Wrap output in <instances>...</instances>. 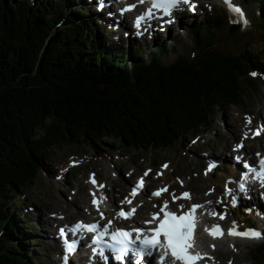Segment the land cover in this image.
<instances>
[{"label":"trees","instance_id":"trees-1","mask_svg":"<svg viewBox=\"0 0 264 264\" xmlns=\"http://www.w3.org/2000/svg\"><path fill=\"white\" fill-rule=\"evenodd\" d=\"M77 3L0 0V264L36 261L20 233L23 203L16 199L49 171L52 149L100 147L105 138L121 152L181 146L206 131L217 111L243 104L246 89L255 90L250 73L264 78L256 54L214 51L216 23L190 30L192 56L168 65L152 53L139 57L141 48L133 57L108 52L91 38L97 20L88 21ZM251 258L264 264V244Z\"/></svg>","mask_w":264,"mask_h":264},{"label":"rangeland","instance_id":"rangeland-1","mask_svg":"<svg viewBox=\"0 0 264 264\" xmlns=\"http://www.w3.org/2000/svg\"><path fill=\"white\" fill-rule=\"evenodd\" d=\"M49 1L55 3L60 0ZM195 1L198 2V8L194 16H187L186 19L185 16L182 17L178 20L177 25L174 24L170 29L159 32L158 37L154 34L142 41L119 38L117 33L115 35L111 33L113 25H103L101 20H98L96 25L92 22L89 24L91 38L94 41L98 40L108 52L123 50L124 53H129L130 57H133L134 49L141 48L139 57L146 59L149 53H152L160 58L163 65H168L178 57L192 56L194 39L190 35V30L198 24L214 27V23H216L212 30L215 52L237 53L247 50L264 61V32L260 31L261 21L264 19L262 18L264 17V2L255 6L252 5L254 0H235L242 6L244 18L248 21L247 25H240V23L236 25L230 23L222 4L216 0ZM82 8L85 9L88 21H91L92 18L96 20L93 8L88 5H82ZM234 26H238L236 32L229 33L230 27ZM162 47L165 52L160 53ZM250 76L255 90L246 89L243 104L239 107L232 106L223 111H217L206 131L202 130L196 135H189L181 146L157 152L151 150L140 152L123 150L121 152L117 147L118 143L110 138H105L102 139L100 147L73 142L63 143L58 148L52 149L50 155L52 157L47 160L49 171H41L35 181L23 192L21 191L16 199L23 203L17 209L21 216L20 223H24L21 225L20 233L24 234L25 241H29L26 250H32L30 253L33 257L35 256L36 260L34 264H50L52 255L50 244H54L49 241L48 234L51 233L48 232H52L51 235L55 236L56 229L61 227V223H71L69 217L76 214L79 210L78 207H81V214H87L86 205H90L91 200V189L89 188L93 181L95 185H100L102 189H105L104 198L108 199V203L109 199L120 203L124 202V199L120 201V198L125 196L127 190L129 191L128 188L136 177L142 176V173L149 169H153V176H156L161 165L166 163L168 167L165 171L167 174L165 181L168 184L172 183L177 191L185 186L184 189L193 195L194 202H198V198L209 199L208 193L213 188L223 186L224 171L216 161L219 155L228 151V156L225 159H220L224 165L228 163L227 166H230L232 148L235 150L237 142L244 139V128L241 126L246 127L245 122L247 121L256 125L261 124V126L264 124V78L259 73L256 76ZM262 138L257 142L263 141L264 138ZM208 154L211 159L217 162L215 169L208 168L209 163L212 162L208 160ZM209 170L213 173L209 174ZM221 181L222 183H220ZM84 185L87 187L83 188ZM160 186V182H156L153 186L148 187V192L150 189ZM146 196L147 194H145ZM75 199L76 201L83 199L85 203L78 202L79 205H72ZM259 204L264 209V203L259 201ZM57 214H62L59 216L64 218L59 221ZM22 217L28 219L23 220ZM47 217L53 221L58 220L53 228L46 225ZM243 222L249 225L254 222V218L237 217L236 225H242ZM232 225L233 222L229 219L227 226ZM256 227L264 234L263 223H258ZM213 243L217 245V252L213 256L216 264H255L251 255L255 248L264 244V238L254 240L223 239ZM57 244L58 242H56ZM209 244V242L205 243V245ZM225 251L228 252L224 253ZM37 257H40V260Z\"/></svg>","mask_w":264,"mask_h":264},{"label":"snow or ice","instance_id":"snow-or-ice-1","mask_svg":"<svg viewBox=\"0 0 264 264\" xmlns=\"http://www.w3.org/2000/svg\"><path fill=\"white\" fill-rule=\"evenodd\" d=\"M224 3L227 5L230 13L238 15L240 17V20L245 25H247L248 21L244 18L243 11L238 6L233 5L230 0H224ZM181 4L188 5L189 11L193 10L196 7L195 3H191L190 0H152V8L161 11L164 16H171V13L174 10H179ZM148 16H151V11H149ZM141 19H143V17L137 19V27L139 26ZM168 22H171V20H169ZM250 75L256 76L257 73L252 72L250 73ZM244 168L247 169L249 173H254L256 178L260 180L261 185L264 186V160L260 161V167L258 171L255 168L250 167L247 163L244 164ZM145 175H147V173H145ZM243 175L246 176L247 173H244ZM93 183L95 182L93 181ZM141 183L142 182L138 183L137 187L133 189L132 195L136 194L138 188L141 186ZM239 189L241 192L246 191L244 183H240ZM153 195L158 196L159 192L153 193ZM182 195L184 197L188 196L187 193H184ZM93 203H96L95 199L93 200ZM233 203L235 204L234 198ZM198 207L201 206L194 205L189 214L177 216L175 213H171L166 210L167 201H165L164 205L159 209V212L163 213V219H158L159 214L154 213L152 216V220L148 221V223L158 221L156 227L151 230L152 235L150 237H146L139 243H137L131 238L129 232L118 229L116 232L111 233L112 243L105 245L102 243L103 234H99L93 237V244L98 245L97 248H93V254L99 255L103 258L104 250L105 248H107L114 254V258L117 261H122L128 249H132V251L138 252L139 256L142 258L145 255H151V250L153 248L159 247L164 250L165 259L170 254L172 258L171 264H197V261L205 258L198 252L194 254L190 252V249L193 247L192 237L195 224L194 215L192 213H194L195 209ZM118 215L122 218H127L128 214L121 211L118 213ZM220 218L223 219V216H221ZM110 223L111 222L109 221V224ZM76 228H84L89 232H95L97 226L77 224ZM205 231L208 232V234L214 239L222 235V230L217 225H214L211 230L206 228ZM105 232H107V229H105ZM136 232L137 236L141 234V230H136ZM228 234L230 236H235L242 239L264 238V234H261L255 229H245L243 231L237 230L235 221H233L232 228L229 229ZM61 236H64L63 230H61ZM64 243L66 252L70 253L75 250L74 242L70 244L65 239ZM212 247L214 248V245ZM207 258L211 259V257ZM64 259L65 264H67V256H65Z\"/></svg>","mask_w":264,"mask_h":264},{"label":"bare ground","instance_id":"bare-ground-1","mask_svg":"<svg viewBox=\"0 0 264 264\" xmlns=\"http://www.w3.org/2000/svg\"><path fill=\"white\" fill-rule=\"evenodd\" d=\"M92 1V6L94 5V4H97V0H91ZM222 1V0H221ZM92 6H91V8H92ZM120 7H123V5H120ZM95 14H97V13H95ZM186 16H189V15H186ZM181 18H176V20H180ZM240 19H236L234 22H233V24H238V23H240V25H243L244 23L242 22V21H239ZM122 22H123V24L127 27V25H129V18H127V17H123L122 18ZM175 25H177L176 23H174ZM107 25H110V24H108L107 23ZM112 25V24H111ZM129 27V26H128ZM127 30V29H126ZM154 34H155V36L156 37H158V35H159V33L157 32V30H154ZM111 33H113L114 35H115V33H117L116 31H111ZM120 38V37H119ZM241 121V120H240ZM262 124H263V121H262ZM264 126V124L262 125V127ZM263 138H264V136H263ZM262 138V139H263ZM261 141V140H260ZM241 142H239L238 144H240ZM263 145H264V139H263V141H261V142H257V140H252V139H250V138H246V145L244 146V149H243V151H242V156H243V158L241 159V162L242 161H244V160H246V161H249V162H252V161H254V159H255V155H256V153H258V152H263L262 153V155L264 154V147H263ZM225 150V149H224ZM229 150V149H228ZM236 153H238V151H236ZM228 154H229V152L228 151H224V153H221L220 155H219V158L216 160L217 162H218V164H219V166L223 169V171H224V177L223 178H225L226 176V178H228V177H231L232 176V173H229V170H228V166H227V164L228 163H226V165H224V163H223V161H221V159H225L227 156H228ZM241 154V153H240ZM230 157H231V164H232V167L233 168H239V166H240V164H237L236 162H235V160L233 159L234 158V155L233 154H231L230 153ZM221 158V159H220ZM221 163H223V164H221ZM234 164H236V166L234 167L233 165ZM238 165V166H237ZM215 166H216V164H215ZM218 166V167H219ZM232 168V169H233ZM220 169V168H219ZM215 171V170H214ZM233 172H235V171H233ZM221 176V175H220ZM163 180H165V177H163L162 178ZM161 180V179H160ZM222 180V179H221ZM159 181V178H157V179H153V178H148V184H149V186L151 187V186H153L154 185V183H156V182H158ZM162 181V180H161ZM85 182V181H84ZM220 183H222V181L220 182ZM83 184V183H82ZM90 186L93 188V192L95 193L94 194V196L95 197H98L96 194L98 193V195H99V199H100V204H101V206L102 205H104L106 202H105V199H104V195H103V193H105V189H101V187L100 186H98V185H94V184H90ZM85 187H87L86 185H84L83 186V188H85ZM219 188H221L220 186H218ZM171 188H173V184H171ZM85 190V189H84ZM84 192V191H83ZM127 192H128V190H127ZM80 193V192H79ZM115 193V192H114ZM83 194V193H82ZM81 194V195H82ZM146 194H147V196L145 197V195H142L141 197H140V199H137V203L138 202H142L143 203V205L141 206V208H140V210H139V213H138V218L140 219V220H144V221H151V216H150V214H149V212L152 210V208H151V204L152 203H155V201H157V200H155V199H152L151 197H150V195H148V193L146 192ZM194 195H196L197 193H193ZM103 195V196H102ZM179 195V194H178ZM84 196H85V194H84ZM81 198V197H80ZM124 198H126V200H128L129 199V193L128 194H125V196H124ZM79 199V198H78ZM121 199H122V196H121V198H120V201H121ZM91 200H92V197H91ZM164 200V199H163ZM191 200H193V196H190V199L188 200V201H186V202H184L183 204H186L187 206H189L188 204L190 203V201ZM198 200V202L196 203V204H201V208H202V210H206L207 209V202L202 198V199H197ZM108 201V200H107ZM78 202H80L81 204H83V203H85L84 202V200L82 199V200H78V201H76V199L74 200V202L72 203V205H79V203ZM108 203V202H107ZM120 204L122 205L123 203L122 202H120ZM108 205H109V208H110V210H108V209H101L100 210V214L101 215H105L107 218H109V219H112V220H114V218L116 219V217H115V210H114V207L116 206L115 205V201H113V199H109V203H108ZM83 207V206H82ZM52 208V207H51ZM86 208L88 209V212H87V214H81V207H78V211L76 212V214H74V215H72L71 217H69V219L71 220L70 222H71V224H73V223H77L79 220H83V221H86V220H88L89 218V215H91V214H93L94 212H96V210H94L93 209V206H92V204L91 205H86ZM259 209V206H257V210ZM52 210V209H51ZM48 215V214H47ZM57 215H62V214H57ZM57 223V221L55 220V221H53L52 219H50L49 217H47V219H46V225H48V226H51L52 228L54 227V225ZM51 223H52V225H51ZM137 223V222H136ZM48 239H49V241H52V243L54 244L53 246V248H54V250H52V252H55V251H58L59 249V243L56 245V242H58V239L54 236V235H51V234H48ZM215 241H218V240H215ZM222 251V250H221ZM226 252H228V251H225L224 253H226ZM222 253V252H221ZM128 264V263H127Z\"/></svg>","mask_w":264,"mask_h":264},{"label":"water","instance_id":"water-1","mask_svg":"<svg viewBox=\"0 0 264 264\" xmlns=\"http://www.w3.org/2000/svg\"><path fill=\"white\" fill-rule=\"evenodd\" d=\"M237 29H238V26L230 27L229 33L234 34Z\"/></svg>","mask_w":264,"mask_h":264}]
</instances>
